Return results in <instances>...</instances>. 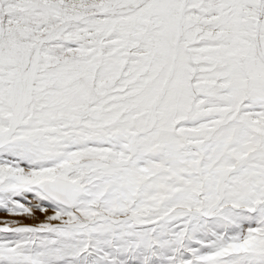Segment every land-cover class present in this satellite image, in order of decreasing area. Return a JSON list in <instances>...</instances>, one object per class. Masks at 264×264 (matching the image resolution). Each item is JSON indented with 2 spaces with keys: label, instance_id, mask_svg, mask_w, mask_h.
Returning a JSON list of instances; mask_svg holds the SVG:
<instances>
[{
  "label": "snow or ice",
  "instance_id": "snow-or-ice-1",
  "mask_svg": "<svg viewBox=\"0 0 264 264\" xmlns=\"http://www.w3.org/2000/svg\"><path fill=\"white\" fill-rule=\"evenodd\" d=\"M0 264H264V0H0Z\"/></svg>",
  "mask_w": 264,
  "mask_h": 264
},
{
  "label": "rangeland",
  "instance_id": "rangeland-1",
  "mask_svg": "<svg viewBox=\"0 0 264 264\" xmlns=\"http://www.w3.org/2000/svg\"><path fill=\"white\" fill-rule=\"evenodd\" d=\"M0 215H2V214H0Z\"/></svg>",
  "mask_w": 264,
  "mask_h": 264
}]
</instances>
